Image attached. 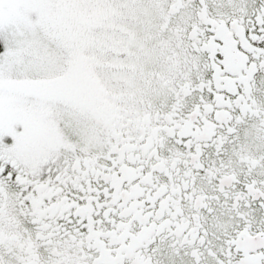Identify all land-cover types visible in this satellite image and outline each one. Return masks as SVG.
I'll use <instances>...</instances> for the list:
<instances>
[{
	"label": "snow or ice",
	"instance_id": "6c2138e0",
	"mask_svg": "<svg viewBox=\"0 0 264 264\" xmlns=\"http://www.w3.org/2000/svg\"><path fill=\"white\" fill-rule=\"evenodd\" d=\"M0 264H264V0H0Z\"/></svg>",
	"mask_w": 264,
	"mask_h": 264
}]
</instances>
